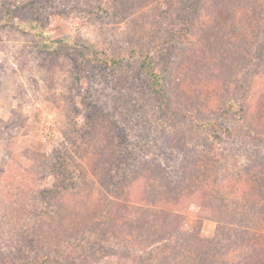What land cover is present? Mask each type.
Instances as JSON below:
<instances>
[{
  "label": "rangeland",
  "instance_id": "374dc122",
  "mask_svg": "<svg viewBox=\"0 0 264 264\" xmlns=\"http://www.w3.org/2000/svg\"><path fill=\"white\" fill-rule=\"evenodd\" d=\"M228 3L0 0V264H44L34 258L51 250V264H128L114 246L169 228L166 208L206 238L216 220L252 217L264 0ZM224 106L230 135L212 127ZM147 250L138 264H157Z\"/></svg>",
  "mask_w": 264,
  "mask_h": 264
},
{
  "label": "trees",
  "instance_id": "16d2710c",
  "mask_svg": "<svg viewBox=\"0 0 264 264\" xmlns=\"http://www.w3.org/2000/svg\"><path fill=\"white\" fill-rule=\"evenodd\" d=\"M229 3H233V0H229ZM228 3V5H229ZM241 4V0H235L229 9H236ZM243 9H251L246 6ZM252 9H256L253 6ZM260 16V22H264V19ZM259 23V22H258ZM146 49V48H145ZM133 56L142 57L141 66L152 77L159 79V74L156 71L154 65V59L150 56L149 51L133 50L131 51ZM130 54V55H131ZM125 57V56H124ZM124 57H118L117 60H123ZM156 79L154 80L155 82ZM159 83V82H158ZM157 83V84H158ZM159 90L163 97L165 96V90L162 87V83H159ZM231 107H222L219 118L212 124L213 128L225 132L230 135V126L228 122V112ZM258 136L264 141V133L258 132ZM210 135H213L210 133ZM220 137V135H218ZM55 168L58 169L56 164ZM256 190L258 198H256L254 205L246 212H254L252 217L245 218H233L227 220H216V227L211 237H204L200 234V228L197 231L192 229H184L182 227V220L175 221L174 213L177 210H171L166 208L162 213L165 224L170 227H165L160 232L149 233V230L143 227L136 229V231H130L128 236V246L123 244H116L114 246V254L121 256H128V264H138L143 251H147L157 256L159 254L160 259L157 264H264V197H262L261 189L264 187V182L259 184V180L255 179ZM220 184V183H219ZM245 195L249 196L250 200L254 199L251 189L241 187ZM176 205L175 203H173ZM248 205V206H247ZM152 207H156L151 205ZM245 206L249 207V204ZM234 212H237L234 210ZM64 221L67 222V215L60 214V225H63ZM157 224L161 223L156 220ZM179 222L181 223L179 225ZM101 228H105L102 223ZM119 231V229H117ZM129 231V230H128ZM104 232V231H103ZM106 233V230L104 234ZM132 234V235H131ZM49 235V234H47ZM114 236L119 237V232L114 231ZM61 243L62 239L60 240ZM67 242V241H65ZM62 246V245H61ZM99 247H92L93 251L97 255H102ZM63 251L70 249L75 255V245L69 240L67 243H63ZM91 251L89 252H92ZM83 250L85 254L87 251ZM1 254V253H0ZM60 256V254H57ZM40 257H43L41 260ZM55 253L53 250L49 254L44 256L38 255L34 258L37 263L43 262L51 264L55 260ZM40 260V261H39ZM132 262V263H129ZM172 261L173 263H170Z\"/></svg>",
  "mask_w": 264,
  "mask_h": 264
}]
</instances>
